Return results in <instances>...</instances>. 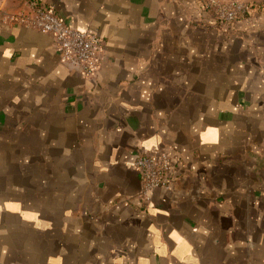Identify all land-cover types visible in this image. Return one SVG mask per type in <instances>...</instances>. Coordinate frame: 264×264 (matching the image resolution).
Returning <instances> with one entry per match:
<instances>
[{
	"label": "crops",
	"instance_id": "1",
	"mask_svg": "<svg viewBox=\"0 0 264 264\" xmlns=\"http://www.w3.org/2000/svg\"><path fill=\"white\" fill-rule=\"evenodd\" d=\"M42 1L102 59L82 77L0 18V264H264V1L227 27L198 0ZM141 152L169 189L142 195Z\"/></svg>",
	"mask_w": 264,
	"mask_h": 264
},
{
	"label": "built area",
	"instance_id": "2",
	"mask_svg": "<svg viewBox=\"0 0 264 264\" xmlns=\"http://www.w3.org/2000/svg\"><path fill=\"white\" fill-rule=\"evenodd\" d=\"M215 25L227 27L252 12L254 5L242 0H198ZM24 7L4 21L15 22L52 35L58 59L82 77L94 76L101 63L103 38L94 30H78L69 26L52 4L42 0H23ZM134 169L146 197L156 188H170L171 157L165 152H141L136 155Z\"/></svg>",
	"mask_w": 264,
	"mask_h": 264
},
{
	"label": "rangeland",
	"instance_id": "3",
	"mask_svg": "<svg viewBox=\"0 0 264 264\" xmlns=\"http://www.w3.org/2000/svg\"><path fill=\"white\" fill-rule=\"evenodd\" d=\"M22 1L23 0H0V18L3 20L4 17L16 13L15 10H17L18 8L22 9V5H23ZM242 1H261V0H242Z\"/></svg>",
	"mask_w": 264,
	"mask_h": 264
}]
</instances>
